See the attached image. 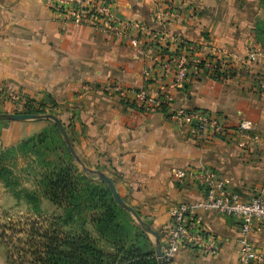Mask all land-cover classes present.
<instances>
[{"label": "crops", "instance_id": "crops-1", "mask_svg": "<svg viewBox=\"0 0 264 264\" xmlns=\"http://www.w3.org/2000/svg\"><path fill=\"white\" fill-rule=\"evenodd\" d=\"M120 19L134 20L157 39L134 46L89 25L74 24L41 0H0V114L24 112L39 103L61 120L75 154L89 168L114 182L126 204L156 231L161 248L171 226V210L204 195L191 176L178 183L172 168L212 169L242 199L255 195L264 180V59L249 69L234 60L225 72L190 68L181 86L175 67L164 68L173 37L195 42L201 55L215 50L241 55L254 39L255 23L264 21L258 0H112ZM167 47L166 52L162 48ZM229 58V57H228ZM171 94L170 106L204 109L221 117L224 137H198L167 113L137 105L132 96L103 90L107 82L125 88L148 83ZM241 69V70H242ZM232 71V73H229ZM8 92L18 93L13 103ZM241 119L253 123L258 144L233 129ZM53 122V121H52ZM51 124L47 118L0 119V152ZM25 208L0 183V217ZM27 210V209H26ZM202 230L218 241L219 252L183 246L166 264H239L237 237L241 220L211 210L198 212ZM12 215V214H11ZM0 222H2L0 220ZM155 248V237L146 232ZM0 235V264H15L7 238ZM249 240L264 264V224L256 223ZM13 257V258H12ZM12 258V259H11Z\"/></svg>", "mask_w": 264, "mask_h": 264}, {"label": "trees", "instance_id": "trees-1", "mask_svg": "<svg viewBox=\"0 0 264 264\" xmlns=\"http://www.w3.org/2000/svg\"><path fill=\"white\" fill-rule=\"evenodd\" d=\"M258 2L264 8V0ZM254 30L255 42L264 52V21H257ZM180 48V45H172L168 56L177 55ZM167 49L163 47L161 50L166 52ZM157 64L154 63L153 68ZM211 72L214 78H220L216 75L217 70ZM24 107V112L45 113L39 103H26ZM168 107L169 103H164L155 109L168 114ZM13 112H17V109ZM49 113L54 114L52 111ZM224 136L225 134L218 135ZM20 156L31 166V170L36 169L32 170L34 188L21 186L18 175L14 173ZM99 169L101 168L96 166V170ZM0 183L16 203L26 206L27 212L41 215L42 200L59 210L57 215H51L46 222L44 233L38 234L36 230L26 233L27 239L41 236L42 243L39 248L32 238L31 246H34V249L29 251L26 259L22 253L27 250L18 249L24 257L21 262L26 260L27 264H158L154 256V246L145 231V226L149 224L135 222L132 216L115 202L108 187L97 180L95 174L80 168L52 121L39 133L1 150ZM137 215L139 216L138 213ZM7 243H10L8 239ZM14 260L13 258L15 264H24Z\"/></svg>", "mask_w": 264, "mask_h": 264}, {"label": "built area", "instance_id": "built-area-1", "mask_svg": "<svg viewBox=\"0 0 264 264\" xmlns=\"http://www.w3.org/2000/svg\"><path fill=\"white\" fill-rule=\"evenodd\" d=\"M55 12L68 17L74 24L85 23L96 30H103L114 37L126 39L131 45L137 46L144 39H157L156 32L150 31L143 24L128 19H120L115 14L112 0H41ZM171 45H180V52L173 56H163L160 67H175L174 84L181 86L188 77L190 68L202 65L209 71L225 72L230 62L234 60L243 69H249L253 64L264 59V52L259 45H250L243 54H229L225 50H215L210 54L201 55V49L195 42L173 37ZM229 57V58H228ZM150 70L143 69L144 83L141 87L125 88L107 82L103 90L132 96L137 105L146 108H157L169 103L168 115L178 125L190 128L198 137L209 134L224 135L228 131L225 121L216 114L191 109L187 107L170 106L171 94L162 87L151 85ZM11 102L17 103L18 93L8 92ZM243 140L258 144L260 136L253 132V123L241 119L233 128ZM170 174L176 182L181 183L186 178H194L204 188V195L190 203L178 205L171 210V226L167 232L165 245L161 248L163 262H169L183 246H202L204 252L217 254L218 241L202 230L198 214L202 210H211L221 215L234 216L241 220L237 237L239 264H256L262 260V255L254 249L249 240V234L256 223L264 224V180L256 194L249 199H242L238 194L228 189L225 181L207 167L198 170L190 168H172Z\"/></svg>", "mask_w": 264, "mask_h": 264}, {"label": "rangeland", "instance_id": "rangeland-1", "mask_svg": "<svg viewBox=\"0 0 264 264\" xmlns=\"http://www.w3.org/2000/svg\"><path fill=\"white\" fill-rule=\"evenodd\" d=\"M238 70L241 73H246V69ZM229 73H232L230 71ZM33 167V166H32ZM32 170H36L33 169ZM31 170V166H28L27 161L23 160L21 156L17 159L16 167L14 168L15 175H18L19 184L28 189L34 188V173ZM41 207L43 209V213L41 215H37L34 213L27 212L25 208H17L11 214L7 216H1L0 220V235L4 234L9 240V249L12 256H14V261L16 263H20L22 261V254L26 257L31 249H34V246H31V241L33 237L27 239L26 233L34 232L36 230L38 234L44 233L46 226V222L49 220L51 215L58 214L59 210L52 205H50L46 200L41 201ZM136 222L135 218L132 217ZM138 223V222H137ZM11 226V228H9ZM5 227V229H3ZM34 241L37 247H41V236H35ZM22 240V241H21ZM18 241L20 243H18ZM39 244V245H38ZM23 246V247H22ZM39 247V248H40ZM18 249H25L27 251L23 252ZM22 253V254H21ZM24 258V257H23ZM27 264V261L21 262Z\"/></svg>", "mask_w": 264, "mask_h": 264}, {"label": "water", "instance_id": "water-1", "mask_svg": "<svg viewBox=\"0 0 264 264\" xmlns=\"http://www.w3.org/2000/svg\"><path fill=\"white\" fill-rule=\"evenodd\" d=\"M39 118H47L53 121L54 125L57 127L58 131L60 132L67 146V149L69 150L70 154L74 157L75 162L80 166V168L83 171H87L88 173L95 174L97 180L104 183L108 187L115 202L121 208L127 211L132 217H134L136 222L143 223L141 218L137 215L136 211L130 205L126 204L125 201L122 199V197L119 195L112 179L101 171L89 169L80 160V158L75 154L74 149L70 143L68 134L66 132V129L60 119H58L56 116L52 114H44V113H13L12 112V113H1L0 114V119H4V120H28V119H39ZM145 231L149 234L154 235L155 237L154 256L157 259L158 264H164L162 257H161V244L159 242V237H158L157 232L152 230L149 226H145Z\"/></svg>", "mask_w": 264, "mask_h": 264}]
</instances>
